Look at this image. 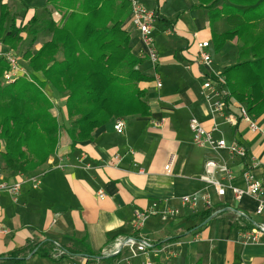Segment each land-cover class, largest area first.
<instances>
[{"label":"crops","instance_id":"crops-1","mask_svg":"<svg viewBox=\"0 0 264 264\" xmlns=\"http://www.w3.org/2000/svg\"><path fill=\"white\" fill-rule=\"evenodd\" d=\"M12 1H17L20 11H33L31 18L43 11L59 21L46 11L48 0L31 8L25 0H0V10L3 4L13 8ZM139 1L158 14L154 36L161 62L157 68L149 62L145 43L129 20L133 53L146 60L138 69L153 77L139 85L147 92L151 115L121 118L126 125L123 134L114 130L113 119L96 129L90 139L74 142L69 134L68 93L47 86L53 114L63 126L55 155L28 174L4 169L0 157L1 174L10 183L45 172L39 189L25 183L18 200L7 194L0 196V264H264V235L258 244H246L244 238L256 225L264 224V213L256 214L255 198L237 200L233 193V188H247L245 172L264 185V116L255 118L262 132L254 133L240 119L242 105L231 102L228 112L239 119L232 127L224 118L210 115L201 95L209 76L236 63L238 42L230 41L220 52L215 51L209 11L198 7L197 0H178L180 6L171 19L164 15V5L170 0ZM166 21L173 23L174 31ZM42 30L40 34L47 41L40 47L52 38L49 31ZM205 41L211 42L210 53H218L211 54V68L197 61V44ZM192 117L208 129L219 125L217 137L229 145L244 146L247 159L196 147L189 126ZM116 156L119 161H115ZM82 157L91 169L85 168ZM171 160L169 175L165 167ZM211 160L226 163L231 170V179L224 182L225 196L200 181ZM217 178L222 180L220 173ZM100 192L106 194L104 199L99 198ZM206 194L211 197V209L202 199ZM189 195L199 197L196 206L184 204L183 197ZM154 204L159 213L136 228L137 213L150 210ZM168 210L178 214L163 216ZM140 236L154 244L148 255L134 258L124 250L112 262L101 256L104 250L114 248L118 238ZM77 241L84 242L93 256L68 253L67 257L54 258L56 249H72Z\"/></svg>","mask_w":264,"mask_h":264},{"label":"trees","instance_id":"trees-1","mask_svg":"<svg viewBox=\"0 0 264 264\" xmlns=\"http://www.w3.org/2000/svg\"><path fill=\"white\" fill-rule=\"evenodd\" d=\"M197 2L209 11L216 52L230 41L238 42L236 63L221 73L228 107L237 102L247 106L251 117L264 116V0ZM45 9L61 19L46 24L50 41L24 54L31 81L20 78L2 86L9 67L0 58V157L4 169L22 174L45 165L60 141L62 126L52 114L54 104L45 92L47 86L68 93L69 134L74 142L90 139L96 129L113 119L151 115L147 92L139 85L153 77L138 69L146 60L131 47L130 0H48ZM37 22L33 17L27 25L28 29L33 26L31 47L38 35ZM165 23L174 31L172 22ZM24 29L17 27L15 10L3 4L0 42L10 49L21 48ZM66 251L70 256H93L80 241Z\"/></svg>","mask_w":264,"mask_h":264},{"label":"built area","instance_id":"built-area-1","mask_svg":"<svg viewBox=\"0 0 264 264\" xmlns=\"http://www.w3.org/2000/svg\"><path fill=\"white\" fill-rule=\"evenodd\" d=\"M132 4L131 13V26L140 33L145 46V54L148 57L149 62L154 68H157L161 62V56L159 49L157 47L154 31L157 23V11L147 8L139 0H130ZM211 47L210 41L199 42L197 44V61L208 68L213 66V58L209 49ZM0 58H2L8 65L9 70L5 73L3 80L6 85L13 84L20 78H28L31 81L30 73L27 68L21 65L20 57L13 51L7 49V47L0 42ZM158 87H162V82L157 79ZM225 84L224 78L221 74L214 75L206 80L202 87L201 95L205 99V103L208 106L210 115L213 118L222 117L225 122L232 127L237 126L238 118L231 115L228 112V106L226 102L227 91L224 90L223 85ZM241 115L240 119L249 124L252 132H262L257 120L251 117L243 105L240 106ZM193 143L196 147L201 149H209L215 153H220L226 151L231 157L238 158L241 160H246L248 157V152L246 148L238 143H233L229 145L223 137H217L220 133L219 125L214 124L212 128H206L201 121L192 117L189 123ZM125 122L119 118L115 120L114 130L123 134L125 131ZM82 162L85 163L86 169H91L92 166L84 161V157L81 158ZM119 156L115 157V161H119ZM173 166V161L171 160L165 167V172L171 174V169ZM141 174H144L143 170H140ZM220 173L222 180L217 178V174ZM45 172H40L38 174H33L29 176H23V178L17 182L10 183L5 181L0 170V196L3 194L9 195L13 200H18L21 195L22 185L25 183H31L32 189L37 190L40 188L43 182ZM244 178L247 182V188L245 190L239 188H233L234 197L237 200L242 199L245 196L255 198L258 201V206L256 209L257 215H262L264 213V185L261 181H258L250 172L244 173ZM231 179V170L226 163L217 162L216 160H211L206 163L204 173L200 176V181L204 182L210 187H213L219 196H225L227 186L224 184L225 181ZM106 194L100 192L99 198L104 199ZM205 205L208 209L213 207L211 197L206 194L202 197ZM199 197L196 195H189L183 197L184 204L196 206ZM157 204L146 212L137 213V218L135 220V227H141L143 223L149 216L156 215ZM178 212L174 210L164 211L163 216H175ZM244 215V214H241ZM264 235V224H258L251 231L245 233L244 238L246 244H258ZM154 248V244L150 239L145 237H120L114 243V248L112 250H104L101 254L104 258L117 257L121 255L124 250L130 252L131 256L136 258L141 255H148L149 251ZM68 256V252L58 248L56 249L54 258L61 259ZM147 264H152L147 262Z\"/></svg>","mask_w":264,"mask_h":264},{"label":"rangeland","instance_id":"rangeland-1","mask_svg":"<svg viewBox=\"0 0 264 264\" xmlns=\"http://www.w3.org/2000/svg\"><path fill=\"white\" fill-rule=\"evenodd\" d=\"M44 1L45 0H25V5L27 6V8H31V7H34L35 5H41V3H43ZM11 3L14 4L13 9L15 10V13H16V24H17V27L21 28V29H24V28L27 27V29H24L25 31H23L22 34H21V36L23 37V40H24L23 45L21 46V48H19V49H10L9 47H7V46L6 47H7V49L13 51L15 54H18V56L20 57L21 65L29 70L28 60L24 58V54L30 48H32V50L40 49L41 47L39 45L42 43V41H45V40L47 41V39L43 38L40 33L43 31L42 29L46 30L45 26L51 20V18L48 17L46 15V13H44L43 11H39V13L37 12V14H38L37 15L38 16L37 17V21L38 22H37L36 25H37V30H38L39 33H38V35L36 37L35 43L31 47V44L34 42L33 41V37H32V33H31V30H32L33 26H31L28 29L29 26H27V25L29 24V22L32 19L31 16L33 14V11L27 13L28 9H26V8H24V10L20 11L19 8H18V6H20V5H17L18 4L17 1H12ZM30 3H34V4H30ZM179 6H180V2L178 0H173V1L170 0L169 2H166V4L164 5V15H165V17L167 19H171L170 17H172V16H170V15L175 14V12H176V10L178 9ZM53 14H55L54 18L60 21L61 16H59L57 13H54V12H53ZM10 25H11V20L8 23V28L10 27ZM30 25H31V23H30ZM128 30L131 32L130 28H128ZM230 48L231 47H229L228 49L231 50ZM211 54L216 56L215 54H218V53H216L215 51H212ZM235 54L238 56L239 50H237V53H235ZM59 57H61V56H59ZM231 65H233V64H231ZM1 82H2V86H7L6 83L4 82L3 78L1 80ZM164 89H159V90H160V92H162ZM53 109H52V114H53ZM147 126H148V124H147ZM62 129H63V126H62ZM186 133H188L190 135L188 130L186 131ZM2 164L3 163L1 162V166H2Z\"/></svg>","mask_w":264,"mask_h":264},{"label":"water","instance_id":"water-1","mask_svg":"<svg viewBox=\"0 0 264 264\" xmlns=\"http://www.w3.org/2000/svg\"><path fill=\"white\" fill-rule=\"evenodd\" d=\"M212 219V218H211Z\"/></svg>","mask_w":264,"mask_h":264}]
</instances>
